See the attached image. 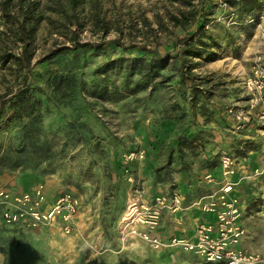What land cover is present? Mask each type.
Returning <instances> with one entry per match:
<instances>
[{"label":"rangeland","instance_id":"374dc122","mask_svg":"<svg viewBox=\"0 0 264 264\" xmlns=\"http://www.w3.org/2000/svg\"><path fill=\"white\" fill-rule=\"evenodd\" d=\"M231 2L193 0L195 20L180 27L170 21L176 8H186L180 0H10L9 10L33 39L29 69L24 60H0V102L27 75L41 104L21 119L8 110L0 117V191L40 186L49 198L70 191L78 211L66 231L58 219L7 223L0 203V264H206L125 236L120 220L134 189H143L137 176L146 190H156L184 171L191 201L205 191L191 179L205 172L208 180L221 154L255 160L264 154V135L237 130L227 112L249 109L243 82L254 61L264 60V0L246 20ZM202 22L197 44L204 51L188 59L197 76L192 89L190 78L180 80L178 51ZM16 24L0 12V55L21 54ZM151 57L167 64L150 78L128 70L130 60ZM179 135L194 138L191 148L182 146L184 168ZM134 149L144 158L130 164L139 166L132 183L122 167ZM245 197L247 246L264 264V190L253 186Z\"/></svg>","mask_w":264,"mask_h":264},{"label":"built area","instance_id":"2783aa9c","mask_svg":"<svg viewBox=\"0 0 264 264\" xmlns=\"http://www.w3.org/2000/svg\"><path fill=\"white\" fill-rule=\"evenodd\" d=\"M243 86L249 96V109L229 107L227 112L234 119L237 130L247 127L252 122L264 135V60L254 61L250 74L244 79ZM144 158L142 150H129L124 154L122 177L134 183L133 162ZM221 180L219 187L210 195L209 201L195 205L201 206L204 211L214 212L213 221L200 222L194 230V237L161 238L155 230L160 226L163 211L171 214L183 208V198L179 194H156L150 201L145 200L138 188L127 200L125 210L121 216V232L125 236L138 238L149 247L157 251L181 250L193 254L206 264H259L261 259L241 246L246 234L243 225V205L233 186L242 180L264 175V163L250 172L244 173L237 182L229 178L236 172V159L229 154L219 157ZM207 181L212 182L213 176L208 174ZM2 218L7 223L21 220L33 224L58 219L64 224L66 231L75 220L78 211L77 197L70 191L56 194L48 200L47 193L42 187L16 192L0 191ZM180 224V221H176ZM178 253V252H176Z\"/></svg>","mask_w":264,"mask_h":264},{"label":"trees","instance_id":"16d2710c","mask_svg":"<svg viewBox=\"0 0 264 264\" xmlns=\"http://www.w3.org/2000/svg\"><path fill=\"white\" fill-rule=\"evenodd\" d=\"M182 5L186 6V8H182L179 6L176 8L174 12L171 13L170 21L173 26H185L189 22L195 20V9L192 8L193 0H180ZM231 5H234L237 8V12L239 17L253 18L256 16L258 12V3L260 0H241L243 2H239V0H231ZM10 0H3L0 2V12L3 13L7 18L12 20L16 24V32L18 35L19 41L22 44V52L20 55H13L10 52L3 53L0 55V60L7 61L8 59H14L15 62L20 65L23 64V60L25 61L24 66L26 69H29L31 52H30V43L33 39V34L31 28H26L22 20L16 19L14 13H12L8 5ZM242 3V4H241ZM241 4V5H240ZM22 3H18V7L22 8ZM24 12V10H23ZM243 18V19H244ZM205 28V23L202 22L196 32L190 34L187 38L182 39L180 42V48L178 51V56L180 58L179 62V74L180 80L185 78H190L192 89L196 88V83L194 79L197 76L192 72V69L195 67V63L189 64V57H201L204 51L203 48L198 46L197 43L203 44L201 42L203 32L202 30ZM74 34V33H73ZM75 35V34H74ZM83 45V44H81ZM87 45L84 44V47ZM64 48H57L50 52L49 57H54L60 53H62ZM167 64V60L162 57H151L149 59L144 58H135L130 60V65L128 66L129 71L138 70L142 73V76L147 79L150 78L158 69H162ZM23 83L21 87L16 89L11 96L7 99H4L0 102V117L2 114L6 113L5 111H10L11 115L16 119H21L22 117L30 116L34 111L40 106L41 101L39 98L35 97L33 93L30 91L28 83H27V75L23 76ZM202 106V104H200ZM194 142V138L188 139L185 136L179 135L177 136V152L180 154V162L182 168L185 166H189L188 163L182 157V146H186L191 148L192 143Z\"/></svg>","mask_w":264,"mask_h":264},{"label":"crops","instance_id":"0c3cea01","mask_svg":"<svg viewBox=\"0 0 264 264\" xmlns=\"http://www.w3.org/2000/svg\"><path fill=\"white\" fill-rule=\"evenodd\" d=\"M254 125H258L255 122H252L249 124L245 131L250 133L253 137L261 136L262 133L258 129V127H255ZM260 138V137H259ZM260 154L264 153V151H260ZM264 154L260 157L259 160H255L253 157H235L236 159V172L233 176H231L229 179L231 181L237 182V180L246 172H250L253 169L259 167L262 163H264ZM240 158V159H239ZM259 161V162H258ZM137 167L139 166H132V170L135 173L137 170ZM209 171L212 173L213 181L209 182L203 178L205 172L202 174V177H193L192 183L194 184L195 188H201L204 186L205 191L202 193H196L195 196H193L191 201H189L188 196L192 194V190L188 192V190L183 191L185 187L188 186L189 182L188 179H186L185 174H183L184 171H179L178 176L176 178H171V180L166 184L164 189H156V190H146L145 189V183L143 182V179H139L137 176V182L136 184L143 188L140 190L141 196L147 200L150 201L156 194L165 193V194H179L183 198V208L178 210L176 213H169L167 211H163L161 215L160 220V226L155 230L157 234L161 236V238L165 239L168 238L171 235L177 236V237H188L193 238L194 237V230L198 223L200 222H207V221H213L215 219L214 212L210 211H204L201 206L193 204L194 201L200 200L201 203H205L209 201L210 195L219 187L220 180H221V174H220V164L217 166L216 169H209ZM217 172V174H215ZM187 180V181H186ZM138 186V187H139ZM253 186L258 187L259 191L264 190V175L256 177V178H248L242 180L239 184L233 186V191L239 195L242 205H243V225L246 229V234L244 238L241 241V246L245 248L246 250L256 253L254 250L249 248L247 246V239H248V231H247V225H246V208H247V198L245 197L247 191H250V188ZM260 186V187H259ZM262 188V190H260ZM48 196V194H47ZM54 196V195H53ZM52 196V197H53ZM49 198L48 200L52 199ZM176 221H180V224ZM172 251H169V253Z\"/></svg>","mask_w":264,"mask_h":264}]
</instances>
